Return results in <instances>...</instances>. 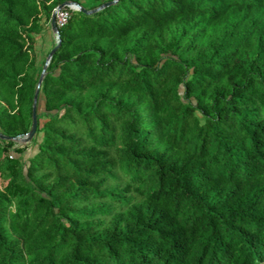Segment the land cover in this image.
I'll return each instance as SVG.
<instances>
[{
    "label": "trees",
    "instance_id": "obj_1",
    "mask_svg": "<svg viewBox=\"0 0 264 264\" xmlns=\"http://www.w3.org/2000/svg\"><path fill=\"white\" fill-rule=\"evenodd\" d=\"M60 4L0 0V264H264V0L71 11L15 146Z\"/></svg>",
    "mask_w": 264,
    "mask_h": 264
},
{
    "label": "rangeland",
    "instance_id": "obj_2",
    "mask_svg": "<svg viewBox=\"0 0 264 264\" xmlns=\"http://www.w3.org/2000/svg\"><path fill=\"white\" fill-rule=\"evenodd\" d=\"M61 1H62V3L70 2L68 0H61ZM82 6L85 8H92V7L97 6V3H93L89 0H82L81 1V7ZM53 10H52V12H53ZM52 12H51V15H52ZM51 15H50V18H51ZM40 24H41L40 32L33 36L34 37V44H33L32 50H31V55H32L33 60L35 61L36 69H37V72L39 75L43 69V66L45 65V63L47 61V58H48L50 51L55 46L56 40H57L56 37L51 32L50 19H49V21H46L45 18L43 17L41 19ZM36 115L39 118L38 121H39V125L41 126L45 120V118L43 117V103H42V101H38V102L36 101ZM13 142H14L15 146L24 145V143L22 141H19V140H13ZM1 183H2V181L0 179V185H1Z\"/></svg>",
    "mask_w": 264,
    "mask_h": 264
},
{
    "label": "water",
    "instance_id": "obj_3",
    "mask_svg": "<svg viewBox=\"0 0 264 264\" xmlns=\"http://www.w3.org/2000/svg\"><path fill=\"white\" fill-rule=\"evenodd\" d=\"M115 2H116V0H112L110 2L103 3L99 7L95 8V9H92V10H86V9L82 8L81 6H79L77 3H74V2H64V3L60 4V5H58L53 10L51 18H50V29H51V32L53 33V35L56 37L57 40H56L55 46L50 51V53L48 55V58H47V61H46L45 65L43 66V69H42V71H41V73L39 75V78H38L37 86H36V89H35V92H34V95H33L32 110H31V126H30L29 131L24 136L17 137V138H12V140H19V141H22L24 144H27L33 139V137L35 135L36 127H37L36 101H37L39 85H40V83L42 81L45 69H46V67H47V65H48V63L50 61V58H51L52 54L54 53V51L56 50V48L58 47V44H59L58 29H57L56 22H55L56 12L59 9H62L64 7H71V8H74L78 12H82V13H85V14H90V13H94L96 11H99L102 8H104V7L108 6V5H111V4L115 3ZM7 139H8V137H6V136H4V135H2L0 133V140H7Z\"/></svg>",
    "mask_w": 264,
    "mask_h": 264
},
{
    "label": "built area",
    "instance_id": "obj_4",
    "mask_svg": "<svg viewBox=\"0 0 264 264\" xmlns=\"http://www.w3.org/2000/svg\"><path fill=\"white\" fill-rule=\"evenodd\" d=\"M71 11H76V10L71 7H64L56 12L55 22L57 29L63 27L67 23V21L70 18ZM9 158L10 159L12 158L11 154L9 155Z\"/></svg>",
    "mask_w": 264,
    "mask_h": 264
}]
</instances>
